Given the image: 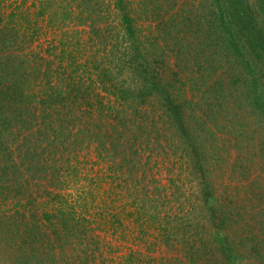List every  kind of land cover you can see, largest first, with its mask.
I'll use <instances>...</instances> for the list:
<instances>
[{
	"label": "rangeland",
	"instance_id": "374dc122",
	"mask_svg": "<svg viewBox=\"0 0 264 264\" xmlns=\"http://www.w3.org/2000/svg\"><path fill=\"white\" fill-rule=\"evenodd\" d=\"M88 1L97 9L92 18L83 5ZM249 1L256 8L264 3ZM210 2L127 0L126 4L135 18L141 48L156 45L165 50L166 59L160 64L164 78L174 79L175 95L198 109L202 120L187 124L200 145V159L205 152V173L213 174L217 211L200 200L201 175L189 156L190 143L182 136L180 150L171 148L179 138L170 124L162 133L166 135L158 137L159 143L127 151L141 154L137 166L119 170L121 156L114 158L109 144L97 149L100 142L91 135L96 134L95 119L101 120L100 131L112 135L122 127L113 125L116 111L105 108L101 114L88 97L76 92L88 91L94 99L100 95L109 107V100L114 102L104 91L112 89L109 80L136 85L134 73L123 63L133 49L126 46L120 25L124 13L114 0H0V89L6 95L2 104L9 118L5 126L0 120V264H12L23 251L34 259L40 257L42 264H53L47 258L54 255L55 261L63 259L59 264H264V158H254L264 139L263 122L245 109L246 100L240 104L235 89L228 93V101L213 96L217 77L230 68L220 62L221 49L213 39L215 7ZM13 55L27 59L33 71L22 75ZM97 67L103 70L97 72ZM261 68L264 73V60ZM48 83L62 90L67 100L64 107L57 105V123L42 118L53 112L40 102ZM20 84L18 92L31 94L29 99L11 96ZM151 102L146 120H157L160 99ZM118 105L121 111L137 107ZM211 110L221 120H209ZM21 120L31 125L23 126ZM52 130L63 133L54 135ZM86 130L92 132L87 135ZM47 132L52 138L43 136ZM33 141L43 148L48 145L51 154L35 162L27 155ZM255 181L263 183L260 191L258 184L252 186ZM58 192L77 209L87 230L73 218L69 243L53 237L50 246L45 236L63 229L56 220L49 229L39 217L60 207V200L54 198ZM29 223L46 233L36 254L28 248L27 252L22 239H17ZM223 241L232 247L224 258L217 252ZM185 246H193V254L198 252L196 261L190 262L183 253Z\"/></svg>",
	"mask_w": 264,
	"mask_h": 264
},
{
	"label": "trees",
	"instance_id": "16d2710c",
	"mask_svg": "<svg viewBox=\"0 0 264 264\" xmlns=\"http://www.w3.org/2000/svg\"><path fill=\"white\" fill-rule=\"evenodd\" d=\"M114 2L118 8L122 9L124 13L121 17L120 25L123 27L122 29L126 34V40L128 42L126 46L130 45V47L133 49L132 56L130 59H128L129 61H124L125 59H122V61H124V65H129V69L135 75V78H133V85L136 84L138 86L136 87L135 85L134 88L130 86L126 87V81L116 82L115 80H109L112 89L109 90L108 88H104V91L108 92L109 95H112V97L114 98V102L113 100H109V107L105 106V103L101 101L100 95H98L96 99H94V97L92 96L94 94L90 95V92L88 91L86 93V91L82 92L81 89H79L76 92V94H79L78 97H82V95L84 97H88L90 105H95L96 109H98L99 113L101 114H103L101 111H105L107 108L109 109V111H116V115H114L115 117L112 118L113 121L116 122V124L113 125H116L117 129L119 127H122L121 132H118L117 130V132H115L113 135L108 133L107 131L104 132V130H102L104 132L102 133V131L100 130L103 128V126L102 124H99L101 120L100 118L95 119L93 126L96 134L91 135L94 137L97 136L100 142L97 149H105L107 144H109L108 151L111 152L114 150V152L116 153L113 155V157L116 158L117 156H121L119 166L117 167V169L119 170H123L125 167L128 168L137 166L136 158L140 157L141 154L136 150L132 154L128 152L132 149L133 146L134 148H140L143 146L151 148L153 143H159L160 141H158V137H163L166 135L162 133L166 132V130L169 128L168 125L170 124V126H172L173 128H171L173 135L175 134L179 138L177 141L173 142L171 148L175 151L180 150L181 143H179V141L180 138L182 139V136L186 138L190 143L187 145L189 156L191 159H193L196 165V170H198L199 174L201 175V177L198 178L200 180L199 183L201 186L200 200L202 201V204L208 206L209 209L213 210L215 209L214 207H217L214 200L215 186L212 180L213 174L205 173V165L203 164L205 152H202V156L200 159V145L198 144L197 138L195 139L194 134L190 131L189 124H187L188 120L190 121V125L191 122L194 123L198 120H202L199 118V113L197 112L198 109H193V107L190 106L189 102L180 100V98L175 95L174 87L172 86V84L174 83V79L166 80L164 78V75L160 70V64H163L166 59L165 50H163L162 48L160 49V47L156 45H152L150 49L141 48L138 42L139 39L137 36V26L135 18L127 11V7L129 5L126 4L127 0H114ZM208 2H210L209 5L212 4L215 7L213 13L214 19L212 22V27L214 30L213 39L215 44L217 45L216 47L218 49H221L220 58L222 60H220V62L224 65H228V69L230 68L228 74H224V76L223 74H220L217 77V80L212 86V91L214 92L213 96L216 95L218 99L220 97V101H228L231 98L230 94L228 95V93L235 89L236 94L238 93L240 96V104L243 102V100H246L247 104L245 109H250L254 113L255 117L259 118L263 122L264 128V73L261 72V64L264 60V20L262 18V15H264V3L260 2L259 7L256 8L251 4L249 0H208ZM83 5L88 7V14L90 18H92V16L95 15V11L97 9H95L93 6L91 7L89 1L87 2V4L83 3ZM87 7L85 8V11ZM11 58H13L12 61L14 64H19V69L22 67V75L25 74L26 71H29V69L33 71V67L30 65V62H28L27 59H20L14 57V55L11 56ZM97 70V72H99L103 69L97 67ZM15 71L17 73H20L18 69H16ZM47 75L49 77L48 73ZM174 76H177L176 73ZM1 77L2 76H0V78ZM106 77L108 78V76ZM21 86V84L17 86V88L14 90L13 95L11 96H17L20 101L29 99L31 97V94L26 95L18 92V88ZM47 90L48 91H43L42 96L44 98H41L40 102L42 103V105H44L45 108H49V110L50 108L53 109V112L50 114H44L45 116H43L42 118L43 120H48L51 123H57V119L60 120V118H56L57 113L59 112L57 105L62 104L64 107V104L67 100L64 97V93L61 92L62 90L58 91L59 89L54 88L51 83H48ZM225 95L227 97H225ZM5 97L6 95L0 89V120H2L3 122L2 126H5V123L8 121L7 119H9L8 117H6V111L3 108L5 107V103L2 104V102H4L5 100ZM154 98L160 99V114H158L157 120L149 118V120H146V107L152 103L151 101ZM119 103L129 105L128 107H131L132 103L137 107L129 108V111H121L117 108V105ZM188 106H190L191 108ZM219 107L221 109L223 108L221 105ZM188 113H190V115ZM207 118H209V120L210 118H212L213 121L221 120L215 110H211L210 115L207 112ZM21 123H23V126L31 125L30 122H27V120H21ZM232 126L234 128L238 125L232 123ZM87 127L88 125L85 126V129ZM123 129L127 130L124 131ZM83 130L80 129L79 133H82ZM51 132H53L55 135L59 132L63 133V130H52ZM90 132L92 131L86 130L87 135H89ZM40 134L42 135V132H40ZM100 134H104V136L101 137ZM152 134H155V137L153 136V138H151ZM45 135L47 137L46 139H49L48 137L52 138L50 132L44 133L43 136L45 137ZM55 138L57 140L59 139V136H55ZM1 139L2 138L0 137V140ZM39 139L40 138H38V140ZM152 139H156V141L153 142ZM2 145L3 143H0V149L2 148ZM76 145H78V143H76ZM47 148L48 145L46 148H43L42 144H40L39 141L37 143H34L33 141L31 146L28 147L27 155L30 156L31 159H33L35 162L39 161L37 160V157L51 154L47 150ZM75 148L80 149L76 146ZM259 148L260 150L258 152L261 155L258 153V155L254 158L260 159L262 158V156L264 158V139H261L259 141ZM164 153L166 152L164 151ZM56 173L59 172L57 171ZM56 175L57 174L54 175L55 178ZM57 180L59 181L60 179L58 178ZM254 184H258L259 191L263 187V183H260L258 181H255L252 186ZM25 185L28 186L30 185V183L27 182ZM23 192L26 193L27 190L23 189ZM53 193L54 192H51L52 195ZM48 194L51 195L50 193ZM54 198L60 200V207L53 212H43L39 218L43 222V226L45 225V227L49 229H51L52 226L54 227V224H56L54 220H56L57 223L61 225L63 231L59 232V230L55 229V231H53V236L51 235V233L48 234V236H45L46 233H39L35 230V226H32L31 223H29L23 230V233L21 234L22 236L17 237V239H22L23 247L25 246L26 250L28 248V250H30L33 254H36L39 251L37 245H39V243H42V236L43 238L44 236L50 238V246L51 242L53 241V237L57 241L59 240L68 244L69 240L71 239V236L68 233L70 222L73 220V218H77L79 220V223L83 222V219L80 218L79 214H77V209L70 206L67 198H63V195L59 194V192L54 194ZM32 202L36 204V200H33ZM84 204L85 202H83V205ZM84 207L86 206L84 205ZM215 210L217 211V209ZM36 216L37 215H33L34 218L39 220V218H37ZM81 228L86 229L83 223ZM52 243H54V241ZM223 244V247L217 248V252L221 253L222 258L232 252L231 246H226L227 243L224 241ZM192 250L194 251L193 246H185L183 250V253H186V255H188L190 262H194L199 258L198 255H195L198 252L193 254ZM24 253L25 252L23 251V254H17L12 264L43 263L40 257H36L34 259L33 256H28ZM214 255H216V253H214ZM230 256V260L232 261L234 257L232 254ZM54 258L55 255L48 256L47 259H50L53 264H59L63 260L62 259L59 261H55ZM65 262L66 264L69 263L68 261Z\"/></svg>",
	"mask_w": 264,
	"mask_h": 264
}]
</instances>
